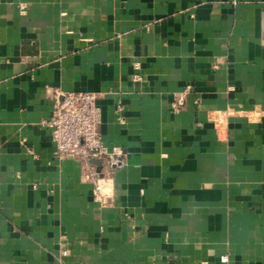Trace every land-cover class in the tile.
<instances>
[{
    "label": "crops",
    "instance_id": "0c3cea01",
    "mask_svg": "<svg viewBox=\"0 0 264 264\" xmlns=\"http://www.w3.org/2000/svg\"><path fill=\"white\" fill-rule=\"evenodd\" d=\"M77 91L122 151L104 206L41 125ZM220 256L264 264V0H0V264Z\"/></svg>",
    "mask_w": 264,
    "mask_h": 264
},
{
    "label": "built area",
    "instance_id": "2783aa9c",
    "mask_svg": "<svg viewBox=\"0 0 264 264\" xmlns=\"http://www.w3.org/2000/svg\"><path fill=\"white\" fill-rule=\"evenodd\" d=\"M133 66L135 71H139L138 63ZM132 79L139 82L141 77L136 73ZM188 91L189 87H186L182 95ZM97 99L96 93L87 91L56 94L50 116L43 120L41 125L50 130L55 158H74L83 163L82 180L92 184L95 202L104 206L109 203L110 196L103 192V188L110 179L91 161L98 160L106 167L116 166L121 162L122 151L118 147L108 148L101 140L98 131L100 109L96 104ZM171 108L177 111L179 107L177 103H173ZM116 110L121 113L123 108L118 106ZM218 261L224 264L226 257L220 256Z\"/></svg>",
    "mask_w": 264,
    "mask_h": 264
},
{
    "label": "water",
    "instance_id": "95a60500",
    "mask_svg": "<svg viewBox=\"0 0 264 264\" xmlns=\"http://www.w3.org/2000/svg\"><path fill=\"white\" fill-rule=\"evenodd\" d=\"M91 162H92L93 164L97 165V166H100V165H101V162L98 161V160H92ZM117 165H119V163H118Z\"/></svg>",
    "mask_w": 264,
    "mask_h": 264
}]
</instances>
